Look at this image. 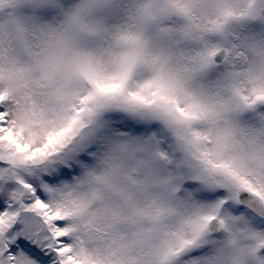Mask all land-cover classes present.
<instances>
[{
	"label": "snow or ice",
	"instance_id": "snow-or-ice-1",
	"mask_svg": "<svg viewBox=\"0 0 264 264\" xmlns=\"http://www.w3.org/2000/svg\"><path fill=\"white\" fill-rule=\"evenodd\" d=\"M0 264H264V0H0Z\"/></svg>",
	"mask_w": 264,
	"mask_h": 264
}]
</instances>
